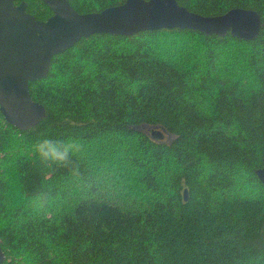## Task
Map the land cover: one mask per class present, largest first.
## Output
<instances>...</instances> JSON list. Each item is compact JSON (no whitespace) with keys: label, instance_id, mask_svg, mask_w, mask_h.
<instances>
[{"label":"trees","instance_id":"16d2710c","mask_svg":"<svg viewBox=\"0 0 264 264\" xmlns=\"http://www.w3.org/2000/svg\"><path fill=\"white\" fill-rule=\"evenodd\" d=\"M176 1L201 15L252 9L259 33L92 34L54 55L28 84L41 119L19 129L0 113V264H264V0ZM40 136L75 151L41 162Z\"/></svg>","mask_w":264,"mask_h":264},{"label":"water","instance_id":"95a60500","mask_svg":"<svg viewBox=\"0 0 264 264\" xmlns=\"http://www.w3.org/2000/svg\"><path fill=\"white\" fill-rule=\"evenodd\" d=\"M16 1L0 0V113L19 129L33 126L44 114L43 105L30 97L29 82L45 77L54 55L83 37L102 33L130 36L145 30L187 28L252 40L261 27L259 14L242 7L218 15H201L176 0H124L100 11L80 13L69 0H40L51 15L39 20L26 11L25 1ZM158 127L151 129L150 134L162 139L168 132ZM255 174L264 185V159ZM186 193L184 189V199ZM4 259L0 247V263Z\"/></svg>","mask_w":264,"mask_h":264},{"label":"clouds","instance_id":"9594fccd","mask_svg":"<svg viewBox=\"0 0 264 264\" xmlns=\"http://www.w3.org/2000/svg\"><path fill=\"white\" fill-rule=\"evenodd\" d=\"M75 144L60 140H52L47 136L38 137L33 145L32 150L35 157L47 164L65 163L67 156L75 151Z\"/></svg>","mask_w":264,"mask_h":264}]
</instances>
